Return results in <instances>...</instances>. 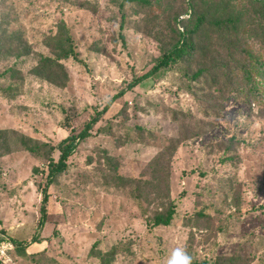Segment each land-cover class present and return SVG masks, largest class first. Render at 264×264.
Masks as SVG:
<instances>
[{
    "label": "rangeland",
    "instance_id": "1",
    "mask_svg": "<svg viewBox=\"0 0 264 264\" xmlns=\"http://www.w3.org/2000/svg\"><path fill=\"white\" fill-rule=\"evenodd\" d=\"M148 1L0 0V232L19 247L0 264H170L178 251L177 264H264V81L252 101L242 71L224 78L213 66L223 46L205 28L190 59L128 90L175 43L187 7ZM249 1L195 2L250 17ZM62 25L75 57L59 62L58 86L37 66L54 59ZM244 38L264 52L263 34ZM113 98L53 178L40 226L55 147ZM172 208L169 226L152 225Z\"/></svg>",
    "mask_w": 264,
    "mask_h": 264
},
{
    "label": "trees",
    "instance_id": "2",
    "mask_svg": "<svg viewBox=\"0 0 264 264\" xmlns=\"http://www.w3.org/2000/svg\"><path fill=\"white\" fill-rule=\"evenodd\" d=\"M142 7H148L150 5L148 0H129ZM187 7L181 9L174 17L175 23L178 22L175 27L176 41L171 48L163 53L162 57L156 62L150 71L136 78L128 85V90L137 86L142 81L146 80L150 76L158 73L163 69H167L173 65H178L180 62H185L190 59L194 53V38L198 36L199 32L207 28L214 32L218 41L222 44L226 60L215 63L213 66L221 68L224 78H228L234 70L237 72H243V80L250 85L248 91L252 97V101H257L260 94V85L264 81V52L259 54L253 52L248 48L247 42L244 38L245 34L249 32L252 34V39H257L262 34L264 35V0H250V17H247L243 12H233L229 10L231 7L229 3L225 5H217L214 8L211 7L207 11L197 7V0H185ZM199 1V0H198ZM235 1V0H233ZM195 2V4H194ZM220 11V12H219ZM185 16L186 19L177 20L179 17ZM247 26V27H246ZM246 27V30H245ZM58 36L54 39L59 41L55 46H51L54 59L44 58L38 64V68L41 69L42 74H48L52 76L56 74L57 78L61 80L58 86H63L66 81V73L62 69L60 61L67 60L75 57V51L72 41L68 36V33L64 26L58 31ZM4 41V35L0 31V54L2 52ZM121 41L124 42L123 37ZM199 73H194L191 80L198 79ZM220 74L215 75L218 76ZM218 79V78H217ZM217 81V80H216ZM218 81H220L218 79ZM123 91L116 95L121 96ZM114 97V98H116ZM113 99L107 101L104 107L100 111H96L95 116L85 124L82 131L79 133H71L68 137L63 139L55 149L59 152L57 161L51 159L47 167V181L42 188L43 201L40 209L41 221L40 226L43 225L46 216L45 204L48 200L47 189L52 184L53 178L58 174L63 173L67 168V159L75 151L77 145L91 136L93 126L100 120V117L104 115L111 107ZM183 143V140H172L171 144L166 149V157L170 159L175 153L176 149ZM29 150L33 151L31 148ZM156 171L157 175H160V169ZM174 216V209H169L166 214H158L154 217L153 226H169ZM43 240L41 238H32L30 244H40ZM17 246V245H16ZM19 249L17 246L16 250ZM15 250V251H16ZM14 251V252H15ZM233 258L228 260V264H232ZM238 264L240 263L237 261ZM178 264H184V261H180ZM190 264H206L204 262ZM243 264V263H240Z\"/></svg>",
    "mask_w": 264,
    "mask_h": 264
},
{
    "label": "built area",
    "instance_id": "3",
    "mask_svg": "<svg viewBox=\"0 0 264 264\" xmlns=\"http://www.w3.org/2000/svg\"><path fill=\"white\" fill-rule=\"evenodd\" d=\"M17 246L9 237L0 232V263L9 260L10 254L16 250Z\"/></svg>",
    "mask_w": 264,
    "mask_h": 264
},
{
    "label": "clouds",
    "instance_id": "4",
    "mask_svg": "<svg viewBox=\"0 0 264 264\" xmlns=\"http://www.w3.org/2000/svg\"><path fill=\"white\" fill-rule=\"evenodd\" d=\"M182 256V253L181 252H177L175 254V257L172 261H170V264H177V260ZM183 261H184V264H190V257L184 255L183 256Z\"/></svg>",
    "mask_w": 264,
    "mask_h": 264
}]
</instances>
